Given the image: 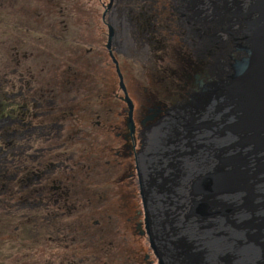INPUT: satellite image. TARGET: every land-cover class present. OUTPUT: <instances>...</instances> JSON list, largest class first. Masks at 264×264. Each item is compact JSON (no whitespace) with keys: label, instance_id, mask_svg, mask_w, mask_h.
Listing matches in <instances>:
<instances>
[{"label":"flooded vegetation","instance_id":"af4514ba","mask_svg":"<svg viewBox=\"0 0 264 264\" xmlns=\"http://www.w3.org/2000/svg\"><path fill=\"white\" fill-rule=\"evenodd\" d=\"M210 4L0 0V264H159L165 124L237 55Z\"/></svg>","mask_w":264,"mask_h":264},{"label":"water","instance_id":"95a60500","mask_svg":"<svg viewBox=\"0 0 264 264\" xmlns=\"http://www.w3.org/2000/svg\"><path fill=\"white\" fill-rule=\"evenodd\" d=\"M232 17L222 30L233 63L210 69L188 104L198 116L175 132L185 149L148 177L161 204L145 215L159 264H264V0ZM203 127L214 132L207 145L194 136Z\"/></svg>","mask_w":264,"mask_h":264},{"label":"rangeland","instance_id":"374dc122","mask_svg":"<svg viewBox=\"0 0 264 264\" xmlns=\"http://www.w3.org/2000/svg\"><path fill=\"white\" fill-rule=\"evenodd\" d=\"M211 1V4L213 3V5H211L210 6V12H211V14H220L221 16V18H219V25L220 26H217V28L219 29V28H221V30L223 29L222 28V25H224V26H226V25H228V23L231 21V19L233 18L232 16H233V14H234V12H238L239 11V9H244V8H246L247 7V3H248V0H242V2L243 3H238L237 1L238 0H226V1H224V2H222V3H217L216 4V2H212L213 0H210ZM215 4V5H214ZM226 19L228 20L229 19V21H228V23H226ZM214 23H216V22H213L211 25H213ZM237 26V25H236ZM230 28H232V25H231V23H230ZM237 28V27H236ZM227 35V34H226ZM228 36V35H227ZM140 89H139V93H140V95H143L144 94V92L142 91V88L143 87H146V88H149L148 86H146V85H144V84H141L140 86H138ZM206 97V96H205ZM205 97H203L202 98V100H205ZM189 110V108L188 107H183V108H179L178 110H176L177 112L175 113V115L172 117V119L173 120H177L181 125H180V132L181 133H184V131H183V128L184 127H182V124L184 123H186V120H192L193 119V117H197V114H194L192 111V109H190V111L189 112H187ZM181 118H183V119H181ZM171 119V120H172ZM170 120V121H171ZM204 128V127H203ZM191 135H192V133H191ZM190 135V136H191ZM211 135H213L214 136V132H206L205 133V136H206V138H208V136H211ZM165 138L161 141L162 142V145L163 144H165L166 143V140H169V141H171V139H172V141L174 142V144L176 143L177 144V140H176V138H178L177 136L176 137H174V136H171V135H166V136H164ZM223 141V140H222ZM172 145V144H171ZM169 146V147H171L170 149H169V151H170V153H171V155L169 156L168 155V158H167V155H166V157H165V159H163V161H165V164H167L168 163V161H169V159L171 160L172 158L171 157H173V152H176V150L175 149H173V146ZM164 150H166L167 148H165V147H162ZM185 148H181L180 147V151H182V150H184ZM170 157V158H169ZM167 167V166H166ZM147 184H148V182H147ZM147 188L149 189V187H148V185H147ZM160 203V202H159ZM180 204H182V202L180 203ZM147 248L149 249V245H148V243H147ZM149 251H150V249H149Z\"/></svg>","mask_w":264,"mask_h":264},{"label":"bare ground","instance_id":"6f19581e","mask_svg":"<svg viewBox=\"0 0 264 264\" xmlns=\"http://www.w3.org/2000/svg\"><path fill=\"white\" fill-rule=\"evenodd\" d=\"M212 111V108H211V110H210V112ZM198 116V115H197ZM202 118L201 119H203V118H206L207 116H206V113H202ZM213 119V121L214 120H216V121H218L219 123H220V120H219V115H216V117H213L212 118ZM221 124V123H220ZM166 126H167V131L164 133V135H163V137L161 138V141L165 138L164 136H166V135H171V136H174V137H176L177 135L175 134V132L176 131H179L180 130V125H178V121L177 120H171V121H168V123L167 124H165ZM211 132L212 130H205V128H202V131L201 132H197V133H195L194 134V136H195V139L197 140V143H201V144H206L207 145V143H211V141H210V139H208V138H206V136H205V133L206 132ZM213 132V131H212ZM192 136V135H191ZM209 137V136H208ZM222 140H220V143L219 144H217V145H214V147L215 148H218V147H223V142H221ZM172 144V145H171ZM173 146V149H175L176 150V148H177V152L178 151H180V147L183 149V148H185V146L184 145H180L179 143H178V141H177V144L175 143L174 144V142L173 141H169V140H166V143L165 144H163L162 145V147H165V148H167L166 150H169L171 147H169V146ZM208 145H210V144H208ZM202 152V151H201ZM200 152V153H201ZM173 153H175V152H173ZM168 155L170 156L171 155V153H169V154H167V158H168ZM172 158V157H171ZM149 187V186H148ZM148 191H149V193H151V188L149 187V189H148ZM149 199H152V197L150 196L149 197Z\"/></svg>","mask_w":264,"mask_h":264}]
</instances>
